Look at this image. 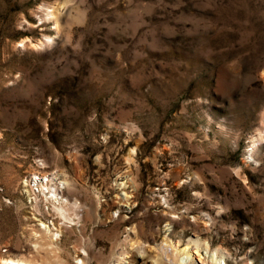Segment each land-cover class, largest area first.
Returning <instances> with one entry per match:
<instances>
[{
    "label": "rangeland",
    "instance_id": "1",
    "mask_svg": "<svg viewBox=\"0 0 264 264\" xmlns=\"http://www.w3.org/2000/svg\"><path fill=\"white\" fill-rule=\"evenodd\" d=\"M2 257L264 264V0H0Z\"/></svg>",
    "mask_w": 264,
    "mask_h": 264
},
{
    "label": "bare ground",
    "instance_id": "2",
    "mask_svg": "<svg viewBox=\"0 0 264 264\" xmlns=\"http://www.w3.org/2000/svg\"><path fill=\"white\" fill-rule=\"evenodd\" d=\"M33 180H34V177H33ZM33 180H31V181L33 182ZM35 180H36V184H37L38 183L37 177H35ZM42 180H43V182H41L42 183L41 184V186H42L41 188L42 189L47 188L49 190V192H51L53 194V196H54V197H52V199L50 197V199L53 200V198H54L56 201L59 202V206H55L58 214L60 216H62L64 219L69 220V218H67V216L65 214V209L66 208H65V206L63 204H61V203H64V202H61L60 198H62V197L59 196V194L57 196V191H56V186H57L59 188L58 189V193H60V191L62 190V188H63V186L65 185L66 182L64 181V182H62V184H59L57 182H54V179H50L52 181V184L50 186V185L47 184V181H48L47 178L46 179L43 178ZM45 194H47V192H45ZM35 199H36V202H37L38 196H35ZM46 199L49 200L47 195H46ZM64 201L68 202L67 199H65ZM35 208L37 209L36 210L37 212L41 211L38 206H35ZM38 220L42 221L41 219H38ZM38 225H39V231L35 230V232H34V235H36L37 238L38 237H42V239H46L47 243H50V244H52V242H54V241H58V240L61 239V234H60L59 230L57 228H55V226H56L55 223L48 224V223H45V222H40V224H38ZM51 225H53L54 227H52ZM54 230H57V231H54ZM169 247H170V243L168 241L165 242V243L162 242L161 249L164 252H166V253H164L165 255L167 254V250L170 249ZM187 249H188V247L184 248L183 250L186 251ZM82 253H84V252H82ZM84 254H87V253H84ZM166 257H168V256H166ZM81 263H83V261H81ZM0 264H40V263H32L31 261H28L26 259H20V258L2 257V258H0Z\"/></svg>",
    "mask_w": 264,
    "mask_h": 264
}]
</instances>
